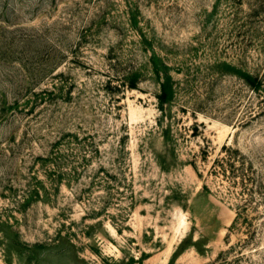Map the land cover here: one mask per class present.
Instances as JSON below:
<instances>
[{
    "label": "rangeland",
    "instance_id": "rangeland-1",
    "mask_svg": "<svg viewBox=\"0 0 264 264\" xmlns=\"http://www.w3.org/2000/svg\"><path fill=\"white\" fill-rule=\"evenodd\" d=\"M0 264H264V0H0Z\"/></svg>",
    "mask_w": 264,
    "mask_h": 264
}]
</instances>
